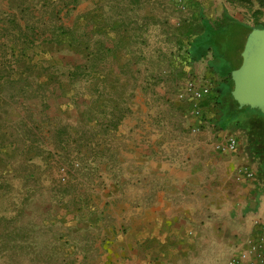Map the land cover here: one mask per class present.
Returning <instances> with one entry per match:
<instances>
[{
    "label": "rangeland",
    "instance_id": "1",
    "mask_svg": "<svg viewBox=\"0 0 264 264\" xmlns=\"http://www.w3.org/2000/svg\"><path fill=\"white\" fill-rule=\"evenodd\" d=\"M199 4L48 0L30 16L43 33L34 42L20 37L31 29L2 26L0 264H104L128 212L169 181L160 162L182 166L194 153L210 162L211 185L236 183L242 164L246 182H264L261 136L243 117L227 121L231 82L211 52L193 58L203 23L222 26ZM242 5L243 23L264 26V7L253 18L258 3ZM229 139L232 152L217 148Z\"/></svg>",
    "mask_w": 264,
    "mask_h": 264
},
{
    "label": "crops",
    "instance_id": "2",
    "mask_svg": "<svg viewBox=\"0 0 264 264\" xmlns=\"http://www.w3.org/2000/svg\"><path fill=\"white\" fill-rule=\"evenodd\" d=\"M198 1L200 9H211L219 17L226 12L239 22H243V12L250 13L230 0ZM43 4L49 8L48 0H0V36L3 25L10 30L17 24L28 25L33 10ZM74 22L75 27L77 19ZM194 155L182 166L172 160L160 162V173L169 181L160 182L152 198L138 202L128 212L129 229L110 238V257L104 264H230L235 256L240 257L239 264H250L246 241L254 234L255 220L264 219V182H246L252 178L241 175L246 168L242 164L234 171L236 183L225 179L211 185L210 162L203 161V156L201 163L194 162ZM215 190L218 194L211 193ZM251 192L253 197H247Z\"/></svg>",
    "mask_w": 264,
    "mask_h": 264
},
{
    "label": "trees",
    "instance_id": "3",
    "mask_svg": "<svg viewBox=\"0 0 264 264\" xmlns=\"http://www.w3.org/2000/svg\"><path fill=\"white\" fill-rule=\"evenodd\" d=\"M230 1L240 4H252L253 2L258 3L259 9L251 10V15L253 18H256V15L260 13L259 11L260 8L264 7V0H230ZM220 23H222L221 28L219 29V31H215V32L211 27L203 23V32H201L199 41H197V43H195L194 45L197 54L193 58L199 59V57L203 56L204 52H211L218 61L216 66L217 72L226 76V78H228L227 80L231 82L233 87L231 70L232 71L235 70L241 63L240 52L243 47L245 36L253 27H264V26L263 24L259 23L257 20H253V25L249 26L246 23L239 22L234 18L230 17L226 12L223 13ZM23 28L31 29L29 34H26L25 32L21 33L20 37L23 39V42L26 39L27 41L30 40L26 43H32L34 42V40H36V38H40L43 35V33L38 32V30L34 26L26 25ZM54 29H57V31L67 30L63 26H57L52 30ZM36 32H38V34ZM229 55L231 56V58L229 57ZM208 104H209L208 102H203L202 106L207 107ZM235 104L238 107L236 101ZM244 111L259 113L261 116L264 117V115L257 109H251L249 107H241L235 109L233 114H231V116L227 118V121L233 120L238 113ZM260 150H261L260 153H262L264 156V145L261 146ZM258 152L259 151H257V153ZM260 171L264 175V160H263V165L260 168Z\"/></svg>",
    "mask_w": 264,
    "mask_h": 264
},
{
    "label": "water",
    "instance_id": "4",
    "mask_svg": "<svg viewBox=\"0 0 264 264\" xmlns=\"http://www.w3.org/2000/svg\"><path fill=\"white\" fill-rule=\"evenodd\" d=\"M240 57V65L231 72L232 96L239 108L257 109L264 115V27L247 33Z\"/></svg>",
    "mask_w": 264,
    "mask_h": 264
},
{
    "label": "built area",
    "instance_id": "5",
    "mask_svg": "<svg viewBox=\"0 0 264 264\" xmlns=\"http://www.w3.org/2000/svg\"><path fill=\"white\" fill-rule=\"evenodd\" d=\"M208 88L204 85L198 86L193 90L194 97L201 99L207 92ZM236 147L235 139H229L223 145H217L221 151L232 152ZM253 172H247L248 177H252ZM254 234L246 241V257L250 264H264V219H257L254 222ZM240 257L235 256L230 264H239Z\"/></svg>",
    "mask_w": 264,
    "mask_h": 264
},
{
    "label": "flooded vegetation",
    "instance_id": "6",
    "mask_svg": "<svg viewBox=\"0 0 264 264\" xmlns=\"http://www.w3.org/2000/svg\"><path fill=\"white\" fill-rule=\"evenodd\" d=\"M243 122L246 124V128L250 134H254L256 137H260V141L264 142V117L259 113L251 111L244 112L242 116ZM256 153V150L254 151Z\"/></svg>",
    "mask_w": 264,
    "mask_h": 264
}]
</instances>
